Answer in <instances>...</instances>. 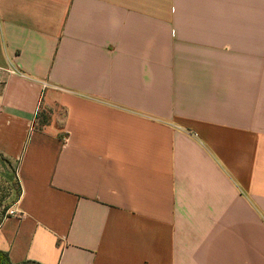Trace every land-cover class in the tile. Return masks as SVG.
I'll return each instance as SVG.
<instances>
[{"label":"crops","instance_id":"0c3cea01","mask_svg":"<svg viewBox=\"0 0 264 264\" xmlns=\"http://www.w3.org/2000/svg\"><path fill=\"white\" fill-rule=\"evenodd\" d=\"M2 161L14 264H264V0H0Z\"/></svg>","mask_w":264,"mask_h":264},{"label":"rangeland","instance_id":"374dc122","mask_svg":"<svg viewBox=\"0 0 264 264\" xmlns=\"http://www.w3.org/2000/svg\"><path fill=\"white\" fill-rule=\"evenodd\" d=\"M0 169V219L8 205L14 204L17 197L16 168L2 161Z\"/></svg>","mask_w":264,"mask_h":264},{"label":"trees","instance_id":"16d2710c","mask_svg":"<svg viewBox=\"0 0 264 264\" xmlns=\"http://www.w3.org/2000/svg\"><path fill=\"white\" fill-rule=\"evenodd\" d=\"M50 121V115L48 112L46 111H41L38 115V124L40 127H43L44 125H47ZM18 186L16 188V192H17V197L16 199L14 200V203H16L21 195V186H20V183L18 182L17 183ZM13 204H10L7 206V208L5 209L1 219H0V223L2 221V219L5 217L7 211L10 209V207L12 206ZM0 264H14L12 263V261L10 260L9 258V255L8 253H5V252H2L0 251ZM19 264H36L34 262H24V263H19Z\"/></svg>","mask_w":264,"mask_h":264},{"label":"built area","instance_id":"2783aa9c","mask_svg":"<svg viewBox=\"0 0 264 264\" xmlns=\"http://www.w3.org/2000/svg\"><path fill=\"white\" fill-rule=\"evenodd\" d=\"M18 212H16L15 210L9 209L5 215L6 216H17Z\"/></svg>","mask_w":264,"mask_h":264}]
</instances>
